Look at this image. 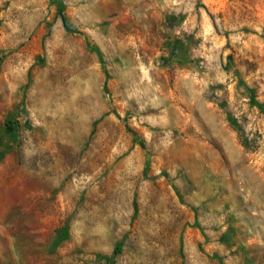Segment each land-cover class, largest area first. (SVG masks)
<instances>
[{"label":"rangeland","instance_id":"374dc122","mask_svg":"<svg viewBox=\"0 0 264 264\" xmlns=\"http://www.w3.org/2000/svg\"><path fill=\"white\" fill-rule=\"evenodd\" d=\"M257 102L264 0H0V264H264Z\"/></svg>","mask_w":264,"mask_h":264},{"label":"trees","instance_id":"16d2710c","mask_svg":"<svg viewBox=\"0 0 264 264\" xmlns=\"http://www.w3.org/2000/svg\"><path fill=\"white\" fill-rule=\"evenodd\" d=\"M257 103H258V105H259L261 108L264 109V103H259V102H257ZM119 251H121V246H118V248H116V252H119Z\"/></svg>","mask_w":264,"mask_h":264}]
</instances>
